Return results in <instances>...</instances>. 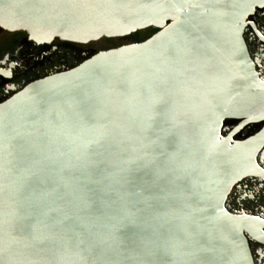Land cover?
I'll return each mask as SVG.
<instances>
[{
  "label": "water",
  "instance_id": "1",
  "mask_svg": "<svg viewBox=\"0 0 264 264\" xmlns=\"http://www.w3.org/2000/svg\"><path fill=\"white\" fill-rule=\"evenodd\" d=\"M264 0H0V28L86 44L153 30L0 104V264H255L264 221L227 196L258 172ZM238 130V128L236 129ZM235 130V131H236Z\"/></svg>",
  "mask_w": 264,
  "mask_h": 264
},
{
  "label": "flooded vegetation",
  "instance_id": "2",
  "mask_svg": "<svg viewBox=\"0 0 264 264\" xmlns=\"http://www.w3.org/2000/svg\"><path fill=\"white\" fill-rule=\"evenodd\" d=\"M246 22L244 41L256 72L264 81V7L256 9ZM89 43L57 38L37 43L24 32L0 28V104L28 84L71 70L99 52L88 47ZM244 121L242 118L224 120L222 138L231 135L232 142H244L264 129V119L242 125ZM256 166V174L241 179L232 188L225 207L231 214H245L264 221V146L256 155ZM248 242L255 264H264V242L253 238H248Z\"/></svg>",
  "mask_w": 264,
  "mask_h": 264
},
{
  "label": "rangeland",
  "instance_id": "3",
  "mask_svg": "<svg viewBox=\"0 0 264 264\" xmlns=\"http://www.w3.org/2000/svg\"><path fill=\"white\" fill-rule=\"evenodd\" d=\"M154 33L153 30H143V31H138L134 34H131L127 37L124 38H119V39H106V38H101L95 42H91L88 44V47H91L97 51H105L109 49H114L120 46H125L133 43H138L149 36H151Z\"/></svg>",
  "mask_w": 264,
  "mask_h": 264
}]
</instances>
